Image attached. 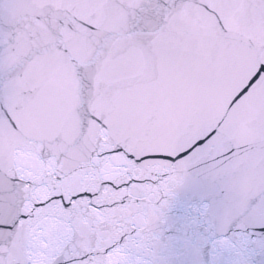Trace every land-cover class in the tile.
<instances>
[{"label":"snow or ice","instance_id":"obj_1","mask_svg":"<svg viewBox=\"0 0 264 264\" xmlns=\"http://www.w3.org/2000/svg\"><path fill=\"white\" fill-rule=\"evenodd\" d=\"M0 264H264V0H0Z\"/></svg>","mask_w":264,"mask_h":264}]
</instances>
